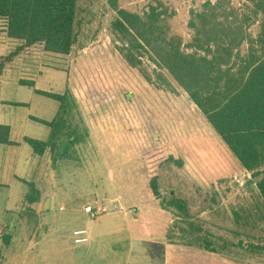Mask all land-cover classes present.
Returning <instances> with one entry per match:
<instances>
[{
  "label": "rangeland",
  "instance_id": "374dc122",
  "mask_svg": "<svg viewBox=\"0 0 264 264\" xmlns=\"http://www.w3.org/2000/svg\"><path fill=\"white\" fill-rule=\"evenodd\" d=\"M155 1L119 0V5L144 14ZM161 1L175 12L167 20L169 34L181 36L186 45L194 34L189 27L192 12L201 11L209 1L216 3L219 0ZM230 1L236 8L243 7L244 0ZM79 5L82 16L77 27L79 40L70 54L51 53L42 44H36L21 52V63L18 60L14 65V69L23 68L24 64H28V68L30 64L34 65L32 72L36 74H42L44 67H48L53 91L58 94L70 91L77 100L79 109L74 110L69 120L71 127L76 128L75 134L82 136V141L64 153L69 137L61 136L59 149L49 154V158L55 160L56 173L53 176H57V183L61 180L64 188L72 189L73 200L78 199L83 209L92 205L87 199L94 194H98L103 202L116 200L122 206L121 210L132 216H137L142 210L140 206L146 202L153 203V207H147L145 211L156 216V220L153 219L156 222L152 224H159L156 226L160 228L158 232L165 237L171 253L167 250L164 256L162 248H156L158 245L154 243L146 247L147 261H136V264H195L204 257L228 264H264V204L259 200L252 173L234 157L188 93L173 82L172 87L163 83L159 74L167 73L148 53L142 55L143 69L155 84L149 83L138 69L126 62L118 49L123 42L112 29L116 12L110 7L109 0H81ZM249 30L257 36L260 26L253 24ZM21 45L19 40L8 38L7 22L0 19V56H4L3 61ZM247 49L244 45L242 53L245 54ZM28 60H31L30 64ZM1 63L0 60V67ZM66 130L72 131L70 128ZM162 148L182 157L184 166L170 164L162 169L158 198L149 185L145 155ZM60 152L66 154L65 157L60 158ZM97 187L100 190L95 193ZM172 193L187 200L192 222L203 228L202 232H197L198 236L212 235L219 244L218 253L186 244L197 235L171 209L163 208ZM111 209L105 214L107 218H112L110 213L118 208ZM70 211L69 208L66 212H58L68 215ZM236 212L249 222L239 223ZM93 218L81 213L65 232L90 225ZM177 221L190 234L183 239L179 228H175L174 243H170L166 235L176 227ZM54 229L58 227L51 228L54 238L49 242L51 249L46 251L54 255H50L52 259L49 261L51 264H70L78 259L84 245L68 239L66 250L54 247ZM240 241L244 246L238 245ZM250 243L263 249L254 251ZM44 246L49 247L48 243ZM39 248L42 249L43 245ZM100 251L97 249V255ZM101 255L103 261L100 258L97 262L89 256L83 264H123L117 256L111 255L107 246ZM60 257L61 262L57 261ZM37 260L35 257L34 261ZM40 263L44 264L43 260Z\"/></svg>",
  "mask_w": 264,
  "mask_h": 264
},
{
  "label": "trees",
  "instance_id": "16d2710c",
  "mask_svg": "<svg viewBox=\"0 0 264 264\" xmlns=\"http://www.w3.org/2000/svg\"><path fill=\"white\" fill-rule=\"evenodd\" d=\"M80 1L0 0V19L7 22L8 37L22 42L5 62L2 61L0 73L5 63H11L27 47L36 44H42L51 53L70 54L79 40ZM109 4L116 12L111 25L123 42L118 49L126 62L138 69L149 83L155 84L143 69L142 55L148 53L166 71L167 75L159 74L163 83L172 87L173 82L188 93L234 157L252 173L259 200L264 204V0H244L241 8L233 6L230 0L205 3L201 11L192 12L189 27L194 34L186 45L181 36L169 34L167 20L175 12L161 0L151 3L144 14L122 8L119 0H109ZM256 23L260 31L253 36L249 29ZM244 45L248 47L245 54L242 53ZM25 83L34 84L31 81ZM38 92L57 100L60 108L53 121L45 122L51 127L49 140L26 138V142L35 153L43 156L57 151L61 136L68 135L66 153L69 147L82 141V136L75 134L76 128L71 127L69 120L74 110L79 109L77 100L70 91L64 94ZM10 131L9 126L0 125V143H13ZM64 153L60 152V158L65 157ZM145 160L149 167L150 188L159 198L162 169L170 164L182 168L184 161L164 148L147 153ZM30 187L33 194L34 185ZM173 194L163 208L171 209L197 235L186 244L218 253L219 244L212 235L198 236L197 232H202L203 228L192 222L187 200ZM257 210L260 212L261 208ZM236 214L239 223L249 222L248 218ZM179 224L177 221L176 227L166 235L170 243H174L175 228H179L183 239L190 234ZM238 245L244 246L242 241ZM249 246L254 251L263 249L254 243Z\"/></svg>",
  "mask_w": 264,
  "mask_h": 264
},
{
  "label": "crops",
  "instance_id": "0c3cea01",
  "mask_svg": "<svg viewBox=\"0 0 264 264\" xmlns=\"http://www.w3.org/2000/svg\"><path fill=\"white\" fill-rule=\"evenodd\" d=\"M21 56L6 64L0 73V125L11 128L10 140L13 142L0 143V264H30V261L31 264H41L40 260L44 264H51L49 260L53 254L46 251L51 249L49 242L54 238L52 227H58L57 230L54 229V247L65 250L68 239L75 243V230H87L85 236L89 240L80 244L84 245L81 248L83 252L80 251L78 259L70 264H83L89 256L99 262L106 246L111 255L115 258L117 256L123 264H136V261L143 260L146 262V247L154 243L158 245L156 248H162L164 256L167 250L171 253L165 237L158 232L160 228L156 226L159 224H152L156 222V216L153 212L145 211L147 207H153L152 202L143 204L144 208L140 206L142 210L137 216H132L130 212L121 210L122 206L116 200L103 202L98 194H94L87 202L110 209L117 207V210L110 213L113 217L91 216L93 220L90 225L78 226L72 232H65L68 225L75 223L76 218L85 213L83 206H79L78 199L73 200L72 189L64 188L60 179L57 183V176H53L56 170L51 157L49 158L50 153L40 156L26 142V138L49 140L51 127L45 122L53 121L57 117L60 104L54 98L38 92L55 93L51 87V75L47 74L50 72L49 68L44 67L42 74H36L32 72V68L36 66L31 65V60H28L29 68L28 64H24L23 68L14 69L18 60L21 63ZM0 60L3 61L4 56H0ZM27 81L33 82V86L25 83ZM31 184L34 185L33 194ZM99 190L97 187L95 193ZM69 208L71 211L68 215L58 212H66ZM44 243H48L49 247L46 248ZM41 245L42 249L39 248ZM97 249L101 250L98 255ZM33 257L38 260L34 261ZM61 258L57 261L61 262ZM195 264L228 263L204 257Z\"/></svg>",
  "mask_w": 264,
  "mask_h": 264
},
{
  "label": "built area",
  "instance_id": "2783aa9c",
  "mask_svg": "<svg viewBox=\"0 0 264 264\" xmlns=\"http://www.w3.org/2000/svg\"><path fill=\"white\" fill-rule=\"evenodd\" d=\"M109 210H111L109 207L107 206H93V205H87L86 207H84V212L89 214L92 217H99L102 215H105L109 212ZM87 234V230L86 229H77L74 231V241L76 244H83L85 242H87L89 239L87 236H85Z\"/></svg>",
  "mask_w": 264,
  "mask_h": 264
},
{
  "label": "water",
  "instance_id": "95a60500",
  "mask_svg": "<svg viewBox=\"0 0 264 264\" xmlns=\"http://www.w3.org/2000/svg\"><path fill=\"white\" fill-rule=\"evenodd\" d=\"M49 217H50V219H51V217H52V214H50V215H49Z\"/></svg>",
  "mask_w": 264,
  "mask_h": 264
}]
</instances>
